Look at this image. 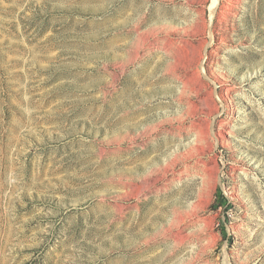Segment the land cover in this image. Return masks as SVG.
<instances>
[{
  "label": "rangeland",
  "instance_id": "rangeland-1",
  "mask_svg": "<svg viewBox=\"0 0 264 264\" xmlns=\"http://www.w3.org/2000/svg\"><path fill=\"white\" fill-rule=\"evenodd\" d=\"M235 1L0 0V264H264V0Z\"/></svg>",
  "mask_w": 264,
  "mask_h": 264
},
{
  "label": "bare ground",
  "instance_id": "bare-ground-1",
  "mask_svg": "<svg viewBox=\"0 0 264 264\" xmlns=\"http://www.w3.org/2000/svg\"><path fill=\"white\" fill-rule=\"evenodd\" d=\"M238 0H236L235 1V3L237 2ZM219 3H220V0H212V2H211V19L213 20V18H214V15H215V13H216V11H217V8H218V6H219ZM231 4V6L229 7L230 9H232V8H234L235 7V5L236 4ZM230 4V3H229ZM227 8V7H226ZM229 9V10H230ZM235 14V13H234ZM211 36L213 37V34L211 33ZM202 140V139H201ZM176 159V158H175ZM172 164H174V163H168V165H167V167H166V169L168 170L171 166H172ZM172 168V167H171Z\"/></svg>",
  "mask_w": 264,
  "mask_h": 264
}]
</instances>
